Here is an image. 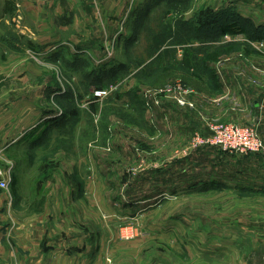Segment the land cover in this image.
Listing matches in <instances>:
<instances>
[{"label":"rangeland","instance_id":"374dc122","mask_svg":"<svg viewBox=\"0 0 264 264\" xmlns=\"http://www.w3.org/2000/svg\"><path fill=\"white\" fill-rule=\"evenodd\" d=\"M90 3V33L38 43L35 0H0L11 226L45 234L50 220L56 238L43 243L85 264H264V150L192 147L213 135L207 121L257 126L264 141V0ZM177 83L195 109L162 92Z\"/></svg>","mask_w":264,"mask_h":264},{"label":"crops","instance_id":"0c3cea01","mask_svg":"<svg viewBox=\"0 0 264 264\" xmlns=\"http://www.w3.org/2000/svg\"><path fill=\"white\" fill-rule=\"evenodd\" d=\"M111 1L117 4L118 0ZM110 5L111 7L106 5L104 8L105 11L107 10V13L110 9L113 11L117 7V5ZM101 8L103 9V6H101ZM94 9L95 7L90 3V0H35V41L42 43L46 42L44 40H48V38H54V40H52L57 41L59 40L57 38H62L61 33L66 34L67 30L70 29L76 30L74 33L76 36L72 39L80 38L81 35H86V31L90 33L89 30H91L92 23L95 20V18H93L95 14ZM11 13H13V10L10 11V14ZM5 14L7 15L9 13L7 12ZM107 15L108 14L105 16L107 17ZM106 21L112 23L114 20L112 18H107ZM42 36L47 38H39ZM67 38H70V36ZM254 102L256 105L257 101ZM211 106L215 112H218V110L221 111L217 105ZM262 114L260 116L258 115L262 120L261 124L263 123ZM0 122H2L1 119ZM2 126H0V153L4 150L6 153L7 144H4L7 141V131L6 129L4 131ZM20 137V135L15 136L11 144L15 143ZM218 151L220 153L217 154L223 158H225L226 155L241 154L224 151L221 148H219ZM255 153L241 154V156L245 158L247 156H253ZM182 161L183 160H181V163L178 162V165H183ZM3 190L4 189L0 188V264H85V261L82 259H73L71 258V254L68 255L61 252H67L66 250L70 252V246L64 244V246L57 249V245L54 244V241L47 244L45 242L43 243L42 238L45 234L48 235V237L56 238V232L54 230L55 225L50 223V220L49 223H47V232L45 234L38 233L36 230V223L35 228H33L31 227L32 224L27 221L17 222L16 227H12L9 220L12 213L8 211L10 200L6 198ZM12 215H16V213ZM54 220L51 222H54ZM57 251H59V253H56ZM82 251V248H78L75 252ZM79 255L81 257L82 254L80 253Z\"/></svg>","mask_w":264,"mask_h":264},{"label":"built area","instance_id":"2783aa9c","mask_svg":"<svg viewBox=\"0 0 264 264\" xmlns=\"http://www.w3.org/2000/svg\"><path fill=\"white\" fill-rule=\"evenodd\" d=\"M109 54H111V52H109ZM177 84L165 87L162 92L176 93L177 90L181 94L179 97L175 96L177 102L182 106H188L191 109H195L194 102L188 99L191 95L195 94L194 90L186 87L184 84ZM118 87L119 84H116L111 88L97 90L95 92V97L103 99L113 91H117ZM221 99L222 98H220L219 101H221ZM207 125L213 132V135L205 138L202 137L200 133H196L195 142L192 144V147H197L198 144H210L218 146L225 151L241 154L261 152L264 150V141L257 126L249 125L243 127L225 125L222 122L214 123L213 121H207ZM8 175L9 171L0 168V188L8 189L11 185L12 178H9Z\"/></svg>","mask_w":264,"mask_h":264},{"label":"trees","instance_id":"16d2710c","mask_svg":"<svg viewBox=\"0 0 264 264\" xmlns=\"http://www.w3.org/2000/svg\"><path fill=\"white\" fill-rule=\"evenodd\" d=\"M222 32L224 33H230V32H235V31H239V32H244L246 31L244 28L237 26L236 24H224L220 26ZM160 38H154V44L156 48H160L163 44L164 38H161V35L159 36ZM218 57V53H214L210 55L211 59H217ZM258 154V153H255ZM254 155V154H253ZM12 191L14 193H16V179H14V182L12 184ZM173 193L177 192L176 190H172ZM44 201L40 202L41 205H43ZM41 209H38V211H40Z\"/></svg>","mask_w":264,"mask_h":264}]
</instances>
